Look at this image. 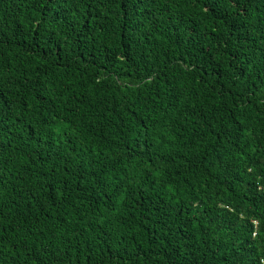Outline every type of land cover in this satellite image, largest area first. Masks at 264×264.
Returning a JSON list of instances; mask_svg holds the SVG:
<instances>
[{
  "label": "trees",
  "instance_id": "trees-1",
  "mask_svg": "<svg viewBox=\"0 0 264 264\" xmlns=\"http://www.w3.org/2000/svg\"><path fill=\"white\" fill-rule=\"evenodd\" d=\"M0 264H264V0H0Z\"/></svg>",
  "mask_w": 264,
  "mask_h": 264
}]
</instances>
